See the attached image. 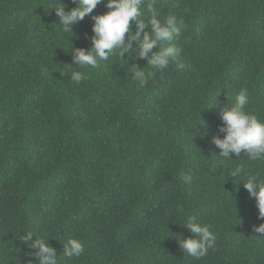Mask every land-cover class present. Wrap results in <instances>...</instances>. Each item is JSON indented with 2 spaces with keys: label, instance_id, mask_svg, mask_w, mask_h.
<instances>
[{
  "label": "trees",
  "instance_id": "1",
  "mask_svg": "<svg viewBox=\"0 0 264 264\" xmlns=\"http://www.w3.org/2000/svg\"><path fill=\"white\" fill-rule=\"evenodd\" d=\"M59 3L0 0V264H39L26 231L48 240L58 264H264L256 200L229 176L243 163L264 179V161L220 157L212 143L241 89L264 119V0H157L187 28L180 56L144 87L131 77V64L148 66L138 53L71 81L72 45L92 47L107 0L73 33L51 10ZM191 217L216 235L200 260L177 241L193 236ZM69 238L81 257L63 255Z\"/></svg>",
  "mask_w": 264,
  "mask_h": 264
},
{
  "label": "clouds",
  "instance_id": "2",
  "mask_svg": "<svg viewBox=\"0 0 264 264\" xmlns=\"http://www.w3.org/2000/svg\"><path fill=\"white\" fill-rule=\"evenodd\" d=\"M74 2L77 6L70 11L66 10L67 6L62 0L59 6L51 9L55 10L58 24L62 26L64 33H73L74 25L84 20L86 15L93 13L105 0ZM156 4L157 0H107L108 11L92 16V47L86 49L72 45L71 55L75 66L72 65L71 81L80 83L87 78L77 69L95 68L98 61H107L112 55L125 59V54L128 57L131 54L132 57L134 53H138V59L146 60L148 65L146 68L150 70L146 71V68H141L139 64H131V77L138 82L139 87H144L155 78L157 72H162L175 62L182 49L174 41L181 37L187 24L183 18L178 19L175 15L162 16ZM145 8L147 15L142 10ZM133 42H136V47L133 46ZM41 71L46 73L48 69L42 67ZM249 103L248 90L244 88L236 95L233 103L225 105L222 109L223 123L218 131L224 135L223 138L216 135L212 139V143L221 150L220 157L231 160L233 156L241 158L243 153V157H247L249 162L264 161V119L247 111ZM229 176L235 179L243 178L241 181L243 187L250 197L256 200L257 218L264 221V179L260 178V173L252 174L246 165L241 163L229 171ZM184 179L191 182L192 176L186 175ZM179 211L182 212L183 209ZM184 226L193 236L187 239L178 238L179 248L187 255L200 260L215 246L216 235L195 217H191ZM253 231L264 236V223L259 226L253 225ZM20 240L30 249L36 250L34 255L39 264H58L56 249L48 240L34 238L32 231H26ZM63 247V255L70 260L79 258L84 253L82 241L76 238H69ZM26 255L32 256L33 253L28 252ZM28 264H32L31 260Z\"/></svg>",
  "mask_w": 264,
  "mask_h": 264
}]
</instances>
